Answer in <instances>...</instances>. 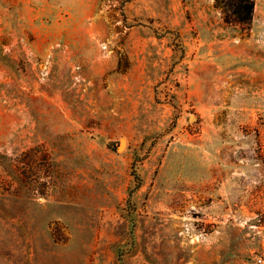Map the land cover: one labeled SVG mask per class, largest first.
I'll return each mask as SVG.
<instances>
[{
	"label": "rangeland",
	"instance_id": "1",
	"mask_svg": "<svg viewBox=\"0 0 264 264\" xmlns=\"http://www.w3.org/2000/svg\"><path fill=\"white\" fill-rule=\"evenodd\" d=\"M260 257L264 0H0V264Z\"/></svg>",
	"mask_w": 264,
	"mask_h": 264
},
{
	"label": "trees",
	"instance_id": "2",
	"mask_svg": "<svg viewBox=\"0 0 264 264\" xmlns=\"http://www.w3.org/2000/svg\"><path fill=\"white\" fill-rule=\"evenodd\" d=\"M221 6L224 20L228 24H247L253 20L255 11V0H217ZM136 181H139V176L133 172ZM140 186L138 185L136 188Z\"/></svg>",
	"mask_w": 264,
	"mask_h": 264
},
{
	"label": "built area",
	"instance_id": "3",
	"mask_svg": "<svg viewBox=\"0 0 264 264\" xmlns=\"http://www.w3.org/2000/svg\"><path fill=\"white\" fill-rule=\"evenodd\" d=\"M254 264H264V258H262V257L257 258V260L255 261Z\"/></svg>",
	"mask_w": 264,
	"mask_h": 264
},
{
	"label": "water",
	"instance_id": "4",
	"mask_svg": "<svg viewBox=\"0 0 264 264\" xmlns=\"http://www.w3.org/2000/svg\"><path fill=\"white\" fill-rule=\"evenodd\" d=\"M191 120H192V121H193V120H196V118H195L194 116H192V117H191ZM123 145H124V140L121 141V145H120V147H119V150H121V148L123 147Z\"/></svg>",
	"mask_w": 264,
	"mask_h": 264
},
{
	"label": "bare ground",
	"instance_id": "5",
	"mask_svg": "<svg viewBox=\"0 0 264 264\" xmlns=\"http://www.w3.org/2000/svg\"><path fill=\"white\" fill-rule=\"evenodd\" d=\"M124 147H125V143H124V145H123V147L121 149H123Z\"/></svg>",
	"mask_w": 264,
	"mask_h": 264
}]
</instances>
